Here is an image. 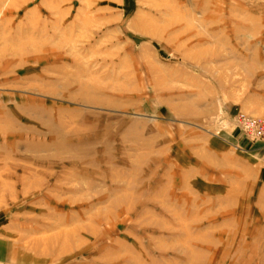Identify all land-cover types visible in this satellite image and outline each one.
I'll use <instances>...</instances> for the list:
<instances>
[{"label":"rangeland","instance_id":"obj_1","mask_svg":"<svg viewBox=\"0 0 264 264\" xmlns=\"http://www.w3.org/2000/svg\"><path fill=\"white\" fill-rule=\"evenodd\" d=\"M0 264H264V0H0Z\"/></svg>","mask_w":264,"mask_h":264},{"label":"built area","instance_id":"obj_2","mask_svg":"<svg viewBox=\"0 0 264 264\" xmlns=\"http://www.w3.org/2000/svg\"><path fill=\"white\" fill-rule=\"evenodd\" d=\"M245 124L248 126V125H250V122H246Z\"/></svg>","mask_w":264,"mask_h":264}]
</instances>
